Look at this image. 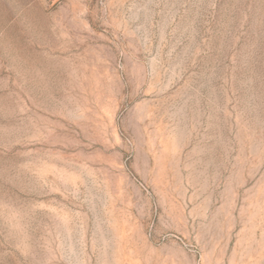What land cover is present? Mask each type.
Masks as SVG:
<instances>
[{
    "label": "rangeland",
    "instance_id": "obj_1",
    "mask_svg": "<svg viewBox=\"0 0 264 264\" xmlns=\"http://www.w3.org/2000/svg\"><path fill=\"white\" fill-rule=\"evenodd\" d=\"M0 264H264V0H0Z\"/></svg>",
    "mask_w": 264,
    "mask_h": 264
}]
</instances>
